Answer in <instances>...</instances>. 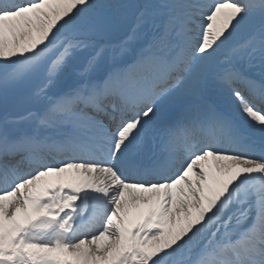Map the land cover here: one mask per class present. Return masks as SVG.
I'll return each instance as SVG.
<instances>
[{"label":"snow or ice","instance_id":"6c2138e0","mask_svg":"<svg viewBox=\"0 0 264 264\" xmlns=\"http://www.w3.org/2000/svg\"><path fill=\"white\" fill-rule=\"evenodd\" d=\"M0 264H264V0H0Z\"/></svg>","mask_w":264,"mask_h":264}]
</instances>
